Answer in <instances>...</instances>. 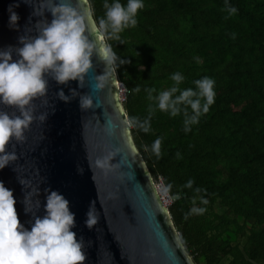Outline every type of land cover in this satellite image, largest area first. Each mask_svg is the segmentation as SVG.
I'll use <instances>...</instances> for the list:
<instances>
[{
    "label": "trees",
    "instance_id": "1",
    "mask_svg": "<svg viewBox=\"0 0 264 264\" xmlns=\"http://www.w3.org/2000/svg\"><path fill=\"white\" fill-rule=\"evenodd\" d=\"M90 3L97 19L105 15L104 0ZM229 3L235 14L225 0H145L137 25L108 40L125 61L115 72L128 119L150 117L148 132L131 126L133 144L151 177H162L194 264H264V0ZM176 71L182 89L216 81L215 103L189 132L183 113H150L147 89L170 88Z\"/></svg>",
    "mask_w": 264,
    "mask_h": 264
},
{
    "label": "water",
    "instance_id": "2",
    "mask_svg": "<svg viewBox=\"0 0 264 264\" xmlns=\"http://www.w3.org/2000/svg\"><path fill=\"white\" fill-rule=\"evenodd\" d=\"M70 2L81 6L80 0ZM88 3L84 0L83 6ZM15 4L18 29L9 27V5ZM50 7L51 0H0V48L19 46L26 28L34 35L37 21L50 22ZM99 75L106 80L96 89ZM61 89L70 97L72 89L90 95L92 106L82 109L79 95L61 100ZM29 107L34 119L23 139H12L6 146L16 155L0 169V181L14 189L16 210L25 226L32 221L25 208L39 200L41 206L33 213L43 215L48 190H58L76 213L74 231L84 241L83 264H194L133 144L115 70L96 56L83 87L75 80L62 85L49 77L47 93L34 97ZM0 110L19 114L7 105L0 104ZM90 202L98 215L91 229L84 224Z\"/></svg>",
    "mask_w": 264,
    "mask_h": 264
},
{
    "label": "clouds",
    "instance_id": "3",
    "mask_svg": "<svg viewBox=\"0 0 264 264\" xmlns=\"http://www.w3.org/2000/svg\"><path fill=\"white\" fill-rule=\"evenodd\" d=\"M83 3L84 0H80L81 6H74L70 0H51V7L47 9L52 14L50 22L47 18L37 21L34 35L32 28H26L25 34L19 37V46L0 48V104L19 112L17 115L0 110V169L15 158V152L6 151V146L12 139L24 138L25 129L34 119L29 105L34 97L47 93L49 77L62 85L75 80L83 87L94 57H100L113 71L117 61L119 65L125 63L108 40H119L122 31L137 25V14L145 7V0H127L126 5L121 0H104L106 13L98 19L90 0L87 6ZM225 5L230 14L238 11L229 0H225ZM18 6L9 5V27L14 29L19 28L20 17L14 10ZM171 79L175 83L157 95H153L157 92L154 87L147 89L148 98L155 101L150 105V113L157 108L171 116L183 113L184 131L189 132L215 103L216 81L203 76L194 81L195 88L182 89L180 85L186 79L182 72L172 73ZM95 80L96 89L104 87V75ZM71 91V97L65 95L63 89L58 96L68 102L79 95L82 109L92 106L90 95H80L75 89ZM135 91H140L139 85ZM126 123L145 132L151 129L150 117L142 121L130 117ZM162 139L158 137L153 144L157 155H160ZM193 183L189 180L187 186ZM16 203L14 189L0 181V264H83L86 259L84 241L74 231L76 213L63 193L48 190L43 215L38 211L33 213V208L38 210L41 206L39 200L25 208L26 214L32 213L30 227L20 221ZM85 216L84 224L91 229L98 222L94 202H90Z\"/></svg>",
    "mask_w": 264,
    "mask_h": 264
},
{
    "label": "built area",
    "instance_id": "4",
    "mask_svg": "<svg viewBox=\"0 0 264 264\" xmlns=\"http://www.w3.org/2000/svg\"><path fill=\"white\" fill-rule=\"evenodd\" d=\"M118 94H119V99L123 103L126 100V95H127V90L124 87L122 83L118 81ZM153 186L156 191V194L162 203V205L166 208L171 206L172 204V198L169 195L168 191L166 190V187L164 185L163 179L161 176H158L157 179H153Z\"/></svg>",
    "mask_w": 264,
    "mask_h": 264
},
{
    "label": "rangeland",
    "instance_id": "5",
    "mask_svg": "<svg viewBox=\"0 0 264 264\" xmlns=\"http://www.w3.org/2000/svg\"><path fill=\"white\" fill-rule=\"evenodd\" d=\"M123 84V83H122ZM124 85V84H123ZM125 87V86H124Z\"/></svg>",
    "mask_w": 264,
    "mask_h": 264
}]
</instances>
